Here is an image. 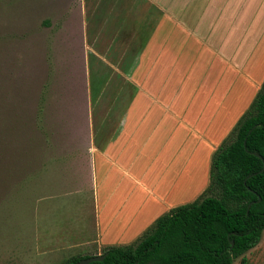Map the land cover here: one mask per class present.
I'll return each instance as SVG.
<instances>
[{
  "label": "crops",
  "instance_id": "crops-1",
  "mask_svg": "<svg viewBox=\"0 0 264 264\" xmlns=\"http://www.w3.org/2000/svg\"><path fill=\"white\" fill-rule=\"evenodd\" d=\"M51 3L54 169L87 240L129 243L209 186L214 152L264 82V0Z\"/></svg>",
  "mask_w": 264,
  "mask_h": 264
},
{
  "label": "rangeland",
  "instance_id": "rangeland-1",
  "mask_svg": "<svg viewBox=\"0 0 264 264\" xmlns=\"http://www.w3.org/2000/svg\"><path fill=\"white\" fill-rule=\"evenodd\" d=\"M57 12L51 0H0V264H67L109 247L87 240V219L80 218L73 197L68 200L66 174L53 165L51 109L45 104L51 98L44 94L55 73L44 27ZM62 76L69 87L80 82L77 66ZM41 135L48 136L47 147ZM72 177L71 183L81 184ZM232 264H264V231Z\"/></svg>",
  "mask_w": 264,
  "mask_h": 264
},
{
  "label": "trees",
  "instance_id": "trees-1",
  "mask_svg": "<svg viewBox=\"0 0 264 264\" xmlns=\"http://www.w3.org/2000/svg\"><path fill=\"white\" fill-rule=\"evenodd\" d=\"M263 231L264 82L214 152L202 196L159 217L135 244L109 246L101 262L90 264H232L259 243Z\"/></svg>",
  "mask_w": 264,
  "mask_h": 264
},
{
  "label": "water",
  "instance_id": "water-1",
  "mask_svg": "<svg viewBox=\"0 0 264 264\" xmlns=\"http://www.w3.org/2000/svg\"><path fill=\"white\" fill-rule=\"evenodd\" d=\"M253 155L259 159H262L260 155H258L257 153H253ZM259 201V200H258ZM253 203H250L247 207V209L250 208V206ZM231 246H233V242H231ZM104 259L103 255H99V256H92V257H88V258H84L81 259L80 261H78L76 264H90L92 262H101Z\"/></svg>",
  "mask_w": 264,
  "mask_h": 264
}]
</instances>
